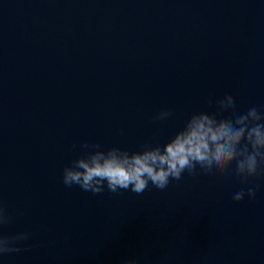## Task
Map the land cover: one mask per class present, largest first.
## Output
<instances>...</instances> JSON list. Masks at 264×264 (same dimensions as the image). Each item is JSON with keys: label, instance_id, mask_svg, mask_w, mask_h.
Masks as SVG:
<instances>
[{"label": "water", "instance_id": "water-1", "mask_svg": "<svg viewBox=\"0 0 264 264\" xmlns=\"http://www.w3.org/2000/svg\"><path fill=\"white\" fill-rule=\"evenodd\" d=\"M225 94L264 111V0H0V185L264 259V178L241 202L232 174L140 195L62 183L83 141L162 144L193 111L227 116Z\"/></svg>", "mask_w": 264, "mask_h": 264}, {"label": "clouds", "instance_id": "clouds-1", "mask_svg": "<svg viewBox=\"0 0 264 264\" xmlns=\"http://www.w3.org/2000/svg\"><path fill=\"white\" fill-rule=\"evenodd\" d=\"M216 103L218 111L227 116L193 111L183 127L162 144L148 141L141 148L130 150L119 145L105 148L99 142L83 141L82 151L64 165L62 183L93 195L105 189L112 193L130 190L140 195L150 186L165 190L172 181H180L185 173L212 177L232 174L241 184L248 185L235 192L232 199L236 202L246 196L255 199L258 185L253 181L264 178V111L251 107L246 113H240L231 94H225ZM172 114V109L165 108L153 119L165 121ZM14 219L15 214L0 197V258L29 246L31 232L4 231ZM124 264L139 262L137 258H128Z\"/></svg>", "mask_w": 264, "mask_h": 264}]
</instances>
